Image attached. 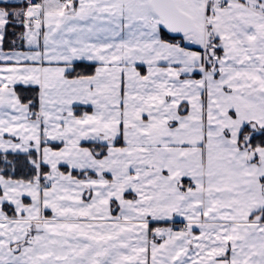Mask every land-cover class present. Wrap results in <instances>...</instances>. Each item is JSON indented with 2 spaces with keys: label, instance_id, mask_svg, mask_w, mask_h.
Segmentation results:
<instances>
[{
  "label": "snow or ice",
  "instance_id": "6c2138e0",
  "mask_svg": "<svg viewBox=\"0 0 264 264\" xmlns=\"http://www.w3.org/2000/svg\"><path fill=\"white\" fill-rule=\"evenodd\" d=\"M0 264H264V0H0Z\"/></svg>",
  "mask_w": 264,
  "mask_h": 264
}]
</instances>
